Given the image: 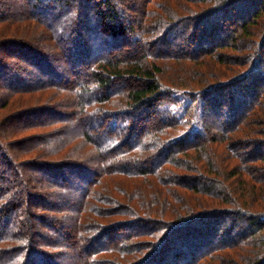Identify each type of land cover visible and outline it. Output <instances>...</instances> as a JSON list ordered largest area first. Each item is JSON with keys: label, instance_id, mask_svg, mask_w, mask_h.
<instances>
[{"label": "trees", "instance_id": "16d2710c", "mask_svg": "<svg viewBox=\"0 0 264 264\" xmlns=\"http://www.w3.org/2000/svg\"><path fill=\"white\" fill-rule=\"evenodd\" d=\"M0 264H264V0H0Z\"/></svg>", "mask_w": 264, "mask_h": 264}]
</instances>
